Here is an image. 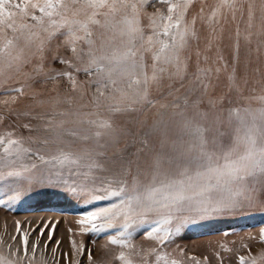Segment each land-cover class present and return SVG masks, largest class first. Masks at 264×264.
Listing matches in <instances>:
<instances>
[{
	"label": "snow or ice",
	"instance_id": "1",
	"mask_svg": "<svg viewBox=\"0 0 264 264\" xmlns=\"http://www.w3.org/2000/svg\"><path fill=\"white\" fill-rule=\"evenodd\" d=\"M0 96V206H83L68 251L59 219L16 220L0 264H211L180 235L264 213V0H0ZM246 239L210 242L216 264H264V227Z\"/></svg>",
	"mask_w": 264,
	"mask_h": 264
},
{
	"label": "rangeland",
	"instance_id": "2",
	"mask_svg": "<svg viewBox=\"0 0 264 264\" xmlns=\"http://www.w3.org/2000/svg\"><path fill=\"white\" fill-rule=\"evenodd\" d=\"M209 4L213 3V0H207ZM230 42L225 39L224 41V53L227 57H231ZM243 74V68L241 67V75ZM224 73L221 74L220 84H225ZM222 88H218V91ZM0 99H3L0 96ZM103 204L104 202H99ZM83 207L73 201H69L65 196L56 189L51 188H37L25 196L21 201L15 204L12 209H8L4 206H0V234L4 233L5 226L7 228L8 235H16L15 221L20 220L22 223V229L30 231V240H35L38 232H32L31 229L36 228L40 224L41 218L47 220L48 218L59 219L60 223L56 225L53 230L54 239L61 240V250H69V236L67 229L72 226V222L79 214V209ZM30 222V225L29 223ZM264 227V213H250L240 217L229 218H216L213 220L202 221L198 224L190 226L184 233L180 235L176 243L182 247H186L187 251L197 257L208 256L211 264H216V258L212 255L209 244L216 241H227L230 246L239 248L241 239L244 238L245 243H249L246 239L249 233L255 235L258 233L259 228ZM50 229H45V233ZM227 234V235H225ZM22 235V233H21ZM8 236H5L7 239ZM80 239L79 236L76 237ZM47 235L41 236V241H47ZM84 242L87 249H90L93 256L100 258L102 253L100 245L104 243L102 238H90L85 236ZM235 241L233 245L231 242ZM54 246L50 243L49 253L51 247ZM251 251L256 253L264 245L253 241L250 242ZM240 254H245L241 250ZM86 264L87 254L81 258ZM60 264H66L61 259ZM225 264H238V259L234 254H225Z\"/></svg>",
	"mask_w": 264,
	"mask_h": 264
}]
</instances>
